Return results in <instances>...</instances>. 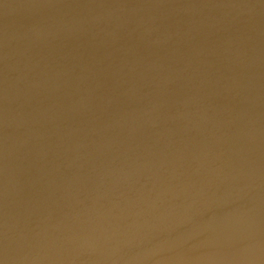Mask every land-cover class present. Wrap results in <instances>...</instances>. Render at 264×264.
Instances as JSON below:
<instances>
[{
	"label": "water",
	"instance_id": "1",
	"mask_svg": "<svg viewBox=\"0 0 264 264\" xmlns=\"http://www.w3.org/2000/svg\"><path fill=\"white\" fill-rule=\"evenodd\" d=\"M0 264H264V0H0Z\"/></svg>",
	"mask_w": 264,
	"mask_h": 264
}]
</instances>
